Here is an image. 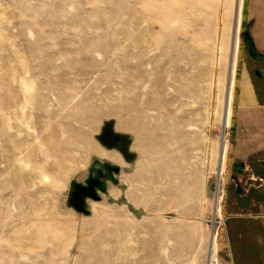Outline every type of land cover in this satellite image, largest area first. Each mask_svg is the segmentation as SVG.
I'll return each instance as SVG.
<instances>
[{
  "label": "rangeland",
  "instance_id": "rangeland-1",
  "mask_svg": "<svg viewBox=\"0 0 264 264\" xmlns=\"http://www.w3.org/2000/svg\"><path fill=\"white\" fill-rule=\"evenodd\" d=\"M236 5L0 0V264H224Z\"/></svg>",
  "mask_w": 264,
  "mask_h": 264
},
{
  "label": "crops",
  "instance_id": "crops-1",
  "mask_svg": "<svg viewBox=\"0 0 264 264\" xmlns=\"http://www.w3.org/2000/svg\"><path fill=\"white\" fill-rule=\"evenodd\" d=\"M241 17L252 51L245 41L225 139L224 163L232 173L221 190L223 262L264 264V0H244Z\"/></svg>",
  "mask_w": 264,
  "mask_h": 264
},
{
  "label": "water",
  "instance_id": "water-1",
  "mask_svg": "<svg viewBox=\"0 0 264 264\" xmlns=\"http://www.w3.org/2000/svg\"><path fill=\"white\" fill-rule=\"evenodd\" d=\"M241 38L244 41L249 42L248 48H249V52L251 53L252 43L248 37L247 32H243V34H241ZM93 171L96 175V178L91 179L88 182L87 186H83L78 183L71 184L72 190H70L69 192L67 204L69 207H71L79 214L87 215L88 210H87L86 199L89 198L93 201H99L100 197L97 194V190L102 189L105 180V175L109 174L111 176V171L117 172L118 169L116 167L104 166L97 163L93 166ZM215 185L211 188L212 192L214 193H216Z\"/></svg>",
  "mask_w": 264,
  "mask_h": 264
},
{
  "label": "bare ground",
  "instance_id": "bare-ground-1",
  "mask_svg": "<svg viewBox=\"0 0 264 264\" xmlns=\"http://www.w3.org/2000/svg\"><path fill=\"white\" fill-rule=\"evenodd\" d=\"M239 3H240V0H237V12H236V16H235V22L237 23V21H238V11H239ZM236 25V24H235ZM234 34H236V28H235V33ZM236 37V36H235ZM234 42H235V40H234ZM235 44V43H234ZM232 63V62H231ZM113 194V193H112ZM89 206V205H88ZM211 252V248H210V251H209V253Z\"/></svg>",
  "mask_w": 264,
  "mask_h": 264
},
{
  "label": "flooded vegetation",
  "instance_id": "flooded-vegetation-1",
  "mask_svg": "<svg viewBox=\"0 0 264 264\" xmlns=\"http://www.w3.org/2000/svg\"><path fill=\"white\" fill-rule=\"evenodd\" d=\"M243 43L245 42L243 39H242Z\"/></svg>",
  "mask_w": 264,
  "mask_h": 264
}]
</instances>
